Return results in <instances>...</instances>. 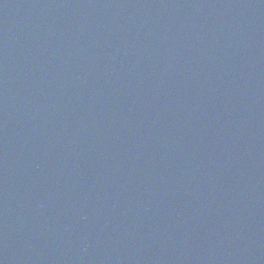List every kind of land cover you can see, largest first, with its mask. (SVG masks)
<instances>
[{"label":"water","instance_id":"95a60500","mask_svg":"<svg viewBox=\"0 0 264 264\" xmlns=\"http://www.w3.org/2000/svg\"><path fill=\"white\" fill-rule=\"evenodd\" d=\"M0 264H264V0H0Z\"/></svg>","mask_w":264,"mask_h":264}]
</instances>
